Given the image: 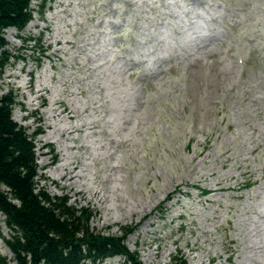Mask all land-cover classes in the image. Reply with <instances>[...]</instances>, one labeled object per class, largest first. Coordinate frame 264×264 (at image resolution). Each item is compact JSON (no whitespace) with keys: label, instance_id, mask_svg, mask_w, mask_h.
I'll use <instances>...</instances> for the list:
<instances>
[{"label":"rangeland","instance_id":"1","mask_svg":"<svg viewBox=\"0 0 264 264\" xmlns=\"http://www.w3.org/2000/svg\"><path fill=\"white\" fill-rule=\"evenodd\" d=\"M43 1L0 75L38 189L141 264H264V0Z\"/></svg>","mask_w":264,"mask_h":264},{"label":"trees","instance_id":"2","mask_svg":"<svg viewBox=\"0 0 264 264\" xmlns=\"http://www.w3.org/2000/svg\"><path fill=\"white\" fill-rule=\"evenodd\" d=\"M39 0H0V75L8 61L3 32H21L32 20L31 2ZM46 1L40 0L42 10ZM15 96L0 95V213L10 235L5 245L12 259L0 264H95L122 256L128 264H141L128 251L126 237L99 233L89 226V209H77L67 196H49L38 189V166L34 137L12 119ZM170 264H186L173 259Z\"/></svg>","mask_w":264,"mask_h":264},{"label":"bare ground","instance_id":"3","mask_svg":"<svg viewBox=\"0 0 264 264\" xmlns=\"http://www.w3.org/2000/svg\"><path fill=\"white\" fill-rule=\"evenodd\" d=\"M29 24V23H28ZM9 254V253H8Z\"/></svg>","mask_w":264,"mask_h":264}]
</instances>
